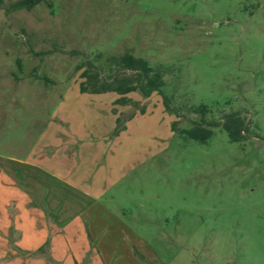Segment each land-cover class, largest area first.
I'll return each mask as SVG.
<instances>
[{
    "label": "rangeland",
    "instance_id": "rangeland-1",
    "mask_svg": "<svg viewBox=\"0 0 264 264\" xmlns=\"http://www.w3.org/2000/svg\"><path fill=\"white\" fill-rule=\"evenodd\" d=\"M15 1L0 0V158L57 152L87 192L69 190L61 215L97 227L107 264H264V0ZM124 52L164 71L180 118L155 93L128 94L137 107L81 93L82 56ZM200 104L210 120L241 113L252 134L174 133Z\"/></svg>",
    "mask_w": 264,
    "mask_h": 264
},
{
    "label": "crops",
    "instance_id": "crops-1",
    "mask_svg": "<svg viewBox=\"0 0 264 264\" xmlns=\"http://www.w3.org/2000/svg\"><path fill=\"white\" fill-rule=\"evenodd\" d=\"M56 153L45 157L46 165L36 159L0 158V243L5 245L0 264H107L99 249L97 227L88 218L74 226L73 217L61 215L68 191L81 193L82 188L73 179L76 173L65 165H51ZM59 153L65 163L66 152ZM88 196L95 197L94 193ZM70 231L78 236V245L69 241ZM48 242L50 247L42 251ZM44 254L47 263L39 257Z\"/></svg>",
    "mask_w": 264,
    "mask_h": 264
},
{
    "label": "trees",
    "instance_id": "trees-1",
    "mask_svg": "<svg viewBox=\"0 0 264 264\" xmlns=\"http://www.w3.org/2000/svg\"><path fill=\"white\" fill-rule=\"evenodd\" d=\"M41 2L50 6L47 0H17L12 2L10 8L13 10H31ZM77 53V52H72ZM83 60L76 66L81 81L79 82L81 93L104 94L114 92L118 95L114 104L117 106L137 107L139 104L135 100L127 97L133 92L138 93L142 98H148L152 94H157L162 98L163 105L167 112L180 118L177 108L170 104V97L166 95L164 87V71L150 64L143 57H137L132 52L122 54H111L104 56L98 54L93 59L82 56ZM141 113L145 112L141 108ZM192 114H197L198 119L190 121V125L185 128H178V121H172V131L184 138L206 143L214 133L215 127H221L227 132L231 142L239 143L247 141L252 134L250 122L239 112L224 113L218 120H210V107L200 104L190 108ZM132 113L128 115V118ZM119 119L117 122L119 123Z\"/></svg>",
    "mask_w": 264,
    "mask_h": 264
}]
</instances>
